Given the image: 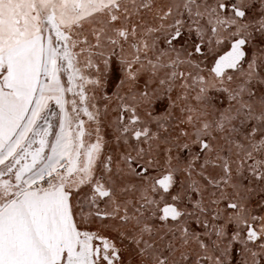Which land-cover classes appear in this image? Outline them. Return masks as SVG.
I'll return each instance as SVG.
<instances>
[{
  "label": "snow or ice",
  "instance_id": "6c2138e0",
  "mask_svg": "<svg viewBox=\"0 0 264 264\" xmlns=\"http://www.w3.org/2000/svg\"><path fill=\"white\" fill-rule=\"evenodd\" d=\"M0 264H264V0H0Z\"/></svg>",
  "mask_w": 264,
  "mask_h": 264
}]
</instances>
